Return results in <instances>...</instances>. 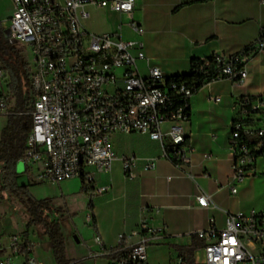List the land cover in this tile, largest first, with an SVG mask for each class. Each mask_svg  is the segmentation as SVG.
Instances as JSON below:
<instances>
[{
	"label": "built area",
	"instance_id": "obj_1",
	"mask_svg": "<svg viewBox=\"0 0 264 264\" xmlns=\"http://www.w3.org/2000/svg\"><path fill=\"white\" fill-rule=\"evenodd\" d=\"M9 28L12 39L29 49L31 56L32 124L25 137L26 166L37 165V177L56 183L71 179L84 181L102 194L109 186L98 183L97 175L109 174L117 158L114 136L140 133L158 141L161 156L181 168L190 160L183 122L191 115L190 99L194 88L184 81L170 80L158 66L149 65L144 52V28L134 18L135 0H11ZM90 7L116 12V31L92 33L84 26ZM125 29L131 33L127 35ZM264 54V32L246 49L228 57L214 55L220 63L216 78L243 83L246 64ZM147 63L143 72L141 62ZM205 65H208L206 62ZM8 78L0 70V116L12 114ZM219 101V97H211ZM235 117L231 123L232 171L228 180L231 194L252 175L257 157L246 142L253 136L264 137V129H255L244 120L264 109V97L254 101L248 96L233 99ZM258 143L253 150H258ZM209 157L210 154H206ZM125 177L133 179L138 158L121 157ZM143 169L150 170L155 158H143ZM200 207L214 205L211 196L200 190ZM159 208L142 206L134 228L118 236L127 254L108 264H146L147 249L166 237L163 226L150 219ZM194 235L203 241L201 264H264V208L225 215L224 226L213 220ZM93 241L97 251L89 257L105 256L100 237ZM34 242L22 233L0 239V264H42L34 256ZM173 264H186L177 255Z\"/></svg>",
	"mask_w": 264,
	"mask_h": 264
},
{
	"label": "crops",
	"instance_id": "obj_2",
	"mask_svg": "<svg viewBox=\"0 0 264 264\" xmlns=\"http://www.w3.org/2000/svg\"><path fill=\"white\" fill-rule=\"evenodd\" d=\"M91 10H104L115 19L106 22L107 29L94 32L85 25L89 15L84 20L88 31L96 34L116 31L120 20L116 12L90 7V14ZM134 18L144 28L142 41L148 64L158 66L171 77L189 73L191 58L212 54L228 57L251 45L264 27V0H135ZM125 33L131 34L128 29ZM140 66L143 72L147 71L146 62L142 61ZM246 68L248 74L243 83L229 78L211 81L190 99L191 115L183 122L187 144L191 148L190 160L181 168L162 157L159 142L146 135L135 132L114 136L117 158L108 175L96 176L97 182L108 184L109 189L98 194L91 186L95 228L77 230L76 234L62 224L69 259L82 260L78 264H108L109 259L105 256L89 257L90 250L99 249L93 237H100L106 247L119 245V234L134 228L141 207L148 205L159 208V214L153 216L150 223L163 226L166 237L148 247L146 264H173L175 257L180 255L178 247H187L195 240L201 244L193 253L194 260L195 264H201L196 261L195 253L200 250L204 257L203 241L194 235L195 231L208 227L210 220L215 227H223L226 212L246 213L264 208V157H257L253 174L238 185L236 194H231L227 186L232 171L233 99L236 96L264 97V54L255 55ZM211 97H219V101H213ZM11 103L10 96V108ZM7 117L0 116V135ZM206 154L210 156L206 157ZM131 155L140 159L133 168L136 174L133 179L125 177L121 159ZM143 158H155L154 167L145 171ZM18 163L22 168L16 183L20 177L40 189L42 195L52 198L54 204H65L72 215L75 214L70 205L73 197L85 195L88 205L90 198L81 192L78 179L56 183L42 181L37 177V165L26 166L20 158L16 171L20 170ZM200 190L211 196L214 205H197ZM30 192L34 197L42 198L35 196L32 190ZM86 218L90 224L89 216ZM13 233H22L34 242V256L39 262L44 264L51 259L55 264L51 245L41 229L32 227L26 232L23 220L21 230L8 234L0 231V239L5 241Z\"/></svg>",
	"mask_w": 264,
	"mask_h": 264
},
{
	"label": "trees",
	"instance_id": "obj_3",
	"mask_svg": "<svg viewBox=\"0 0 264 264\" xmlns=\"http://www.w3.org/2000/svg\"><path fill=\"white\" fill-rule=\"evenodd\" d=\"M260 31L264 32V27ZM214 55L216 54L204 58H191L189 73L171 76L170 80L184 81L192 86L194 93H196L204 84L211 82L212 78H216L218 75L220 63ZM206 62H208V65H205ZM0 70L8 77L7 87L12 102L10 108L12 114L8 115L6 125L0 135V189L9 196L16 197L23 205L22 217L26 232L32 227L41 229L51 245L55 264H78L81 260L69 259L66 252L62 224L65 220L73 217L67 206L65 204H54L53 199L50 197L36 198L29 191V184L19 186L16 183L18 174L16 163L25 153V137L32 124V117L29 113L32 107L31 71L27 63L21 59L20 49L16 46V42L11 37L4 35L1 25ZM248 97L254 101L260 96ZM244 121L250 125L252 123L250 117ZM246 142L256 157H264V137L253 136L247 138ZM258 143H261L259 149L253 150ZM80 190L90 198L87 205L90 211L89 225L95 228L92 187L81 181ZM2 198L3 196L0 194V200ZM200 242L195 240L187 247H178L186 264H195L193 253L200 246ZM122 246V244H119L113 247L105 257L110 260L124 257L127 250L123 249Z\"/></svg>",
	"mask_w": 264,
	"mask_h": 264
},
{
	"label": "rangeland",
	"instance_id": "obj_4",
	"mask_svg": "<svg viewBox=\"0 0 264 264\" xmlns=\"http://www.w3.org/2000/svg\"><path fill=\"white\" fill-rule=\"evenodd\" d=\"M11 0H0V25L3 27L4 35L6 37L12 38V33L9 28V11L12 8ZM115 17L112 14L105 12L104 10H91V14L89 20L85 21V25L87 28L94 32H100L107 29L106 22H113ZM16 46L20 49V56L24 62L30 67L31 65V56L29 49L24 45L16 43ZM31 69V67H30ZM250 119L252 120L251 126L255 129H264V109L254 112L251 114ZM4 123L5 121H1ZM261 160H258L260 163ZM17 166L20 170H17V173L21 172L22 164L18 163ZM20 177L17 179V185H27V181H22ZM1 181V174H0ZM25 183V184H24ZM1 186V182H0ZM34 185H29L32 190V193L35 196L47 197V195H42L40 193V189H35ZM28 187V188H29ZM29 190V191H30ZM0 194L3 198L0 200V231L6 234L16 232L22 229V211L23 205L21 202L13 196H9L7 193L1 191ZM41 194V195H40ZM72 208H74L75 214L73 215V219L65 220L63 222L64 227H68L69 229H73L78 234L77 230L81 231V229H90V225L87 223V216L90 215V211L87 207V202H85V195H78L73 197L70 202ZM79 236V235H78ZM195 259L197 262L201 263L204 260L203 254L200 250L195 253ZM82 261V260H81ZM80 261V262H81ZM44 264H52L51 259L47 260Z\"/></svg>",
	"mask_w": 264,
	"mask_h": 264
}]
</instances>
